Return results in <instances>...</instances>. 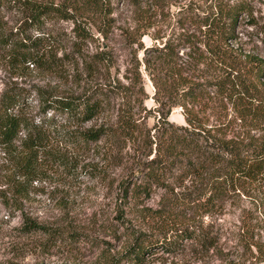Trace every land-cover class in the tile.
Masks as SVG:
<instances>
[{
	"label": "trees",
	"instance_id": "1",
	"mask_svg": "<svg viewBox=\"0 0 264 264\" xmlns=\"http://www.w3.org/2000/svg\"><path fill=\"white\" fill-rule=\"evenodd\" d=\"M258 1L264 2L204 0L198 10L192 3L183 7L181 27L186 31L155 44V58L144 60L160 104V115L151 126L139 121L134 108L135 86L143 80L139 65L131 83L109 74L95 79L90 88L47 99L36 114L24 111V87L8 85L0 92V148L15 159L17 154L23 175H33L41 160L76 166L78 155L71 149L49 147L53 133L79 154L95 150L109 164L123 161L135 168L137 175L132 178L133 172L127 179L123 198L134 200L148 228L127 225L121 255L108 249L104 264H146L147 252L176 249L179 242L173 237L178 235L198 245L197 251L209 249L215 238L205 228L204 216L220 217L236 196L264 189V54L257 29L238 31L244 17L253 29L258 27ZM7 9L22 13L21 24H6L1 11ZM89 11L112 18L109 0H0V46L8 47L11 66L18 72L32 67L52 71L61 62L47 48L52 38L49 24L73 18L77 34L86 38L90 29L82 24ZM260 26L264 31V21ZM260 40L264 43V36ZM183 46L188 49L180 53ZM111 58L107 49L96 51L86 57V66L101 72V66L113 65ZM140 88L144 91L143 85ZM119 93L120 104L111 115L112 99ZM136 100L143 103L140 96ZM175 105L183 107L185 123L168 119ZM16 106L17 111L12 110ZM106 113L107 120L86 126ZM157 187L165 193L160 207L153 209L143 201ZM0 198L9 202L1 191ZM119 213L125 215L124 210ZM24 222L28 230L49 229L27 213ZM247 225L239 240L252 256H263L264 241L255 224Z\"/></svg>",
	"mask_w": 264,
	"mask_h": 264
},
{
	"label": "rangeland",
	"instance_id": "2",
	"mask_svg": "<svg viewBox=\"0 0 264 264\" xmlns=\"http://www.w3.org/2000/svg\"><path fill=\"white\" fill-rule=\"evenodd\" d=\"M109 2L113 11L109 15L111 19L93 11L85 16L82 25L90 29L86 38L77 34L73 18H59L49 24L47 30L52 38L47 48L53 49L61 62L52 71L32 67L27 73L18 72L11 66L8 47L0 46V92L8 85L24 87L28 91L23 102L24 111L36 114L43 110L47 99L78 92L84 86L90 88L95 79L108 78L109 74L123 83H131L139 65L143 80L135 86L134 108L138 111L139 121L149 126L154 124L160 115V104L155 99L157 87L144 60L146 57L155 58L152 54L155 44L186 31L181 27L183 7L192 3L198 10L204 0ZM1 14L8 26H17L24 20L22 13L14 9L3 10ZM255 14L258 27L253 29L244 17L238 31L246 33L257 29V43L264 54V43L260 40L264 36V31L260 30L264 21V2H256ZM191 27L194 30L195 26ZM183 47L180 53L188 49ZM103 49L112 55L110 62L113 65L108 69L101 66V72H93L86 66V57L90 59V54ZM141 85L144 91H141ZM138 96L143 103L136 100ZM121 97L122 93L113 97L111 115H115ZM144 106L147 108L143 109ZM17 109L16 106L12 110ZM108 117L107 113L103 114L86 126L100 124ZM168 119L185 123L183 107L173 106ZM54 135L49 147L71 149L78 155L73 161L76 166L72 167L69 161L61 164L58 159L41 160L37 171L28 177L18 165L17 154L14 153L15 159L0 148V191L9 201L4 203L0 198V264H104L103 252L108 249L121 255L127 225L148 228V222H143L134 200L130 196L123 198L124 184L135 168L128 167L123 161L116 164L114 160L109 164L95 150L79 154L78 150L69 148L70 144L61 136ZM17 144L20 145L19 140ZM164 193V188L157 187L143 204L159 208ZM125 199H128L127 203ZM263 201L264 189L254 190L251 195L236 196L220 217L204 216V226L215 238L213 246L197 251L198 245H192L180 235H173L179 242L176 249L162 247L147 252L146 264H264V255L258 252L252 256L239 240L247 224H255L258 237L264 241ZM120 210H124L123 217L118 216ZM25 213L49 229H26ZM114 227L117 234L112 232Z\"/></svg>",
	"mask_w": 264,
	"mask_h": 264
}]
</instances>
